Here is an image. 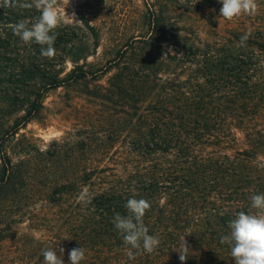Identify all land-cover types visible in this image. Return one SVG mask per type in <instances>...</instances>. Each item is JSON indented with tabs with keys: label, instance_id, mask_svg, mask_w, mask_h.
<instances>
[{
	"label": "trees",
	"instance_id": "16d2710c",
	"mask_svg": "<svg viewBox=\"0 0 264 264\" xmlns=\"http://www.w3.org/2000/svg\"><path fill=\"white\" fill-rule=\"evenodd\" d=\"M257 4L255 16L231 21L190 2L171 5L188 19H203L210 38L183 26L172 36L163 26L160 37L137 42L135 70L127 78L120 71L110 83L113 92L136 96L135 105L138 97L147 101L127 138L132 154L145 159L141 169L129 161L131 180H107L102 170L87 168L83 180L44 183L46 195L38 199L25 181L9 180L13 171L3 159L0 264H43L48 247L58 255L64 249V264L79 247L86 250L81 264H182L177 252L182 238L189 247L183 264H235L220 237L229 233L236 212L249 211L250 196L264 193V0ZM158 21L152 12L149 25L157 27ZM245 33H250L245 46H238ZM9 40L0 36V51ZM8 82L26 85L21 79ZM58 83L50 81V87ZM2 145L0 140L1 155ZM81 192L89 194L87 201ZM129 198L150 202L144 223L161 242L152 254L141 252L135 259L112 222L115 213L127 215ZM39 201L43 213H34ZM25 221L37 227L21 228Z\"/></svg>",
	"mask_w": 264,
	"mask_h": 264
},
{
	"label": "rangeland",
	"instance_id": "374dc122",
	"mask_svg": "<svg viewBox=\"0 0 264 264\" xmlns=\"http://www.w3.org/2000/svg\"><path fill=\"white\" fill-rule=\"evenodd\" d=\"M183 2L215 16L222 6L219 0H69L67 6V0H58L60 23L51 59L40 55L39 45L25 44L8 31L20 20L34 21L39 16L34 8L1 12L6 19L1 20L0 36L10 40L0 51V173L7 168L3 159L8 160L13 171L9 180L25 181L38 199L46 195L44 183L83 180L87 168L102 170L107 180H131L132 166L141 169L145 159L132 154L127 138L147 101L138 97L135 105L132 93L113 92L111 79L120 71L127 78L128 70H135L137 42L152 34L160 37L163 26L172 36L183 26L193 28L202 39L210 38L203 19H188L170 7ZM152 12L160 16L157 27L149 25ZM167 51L175 54L174 47ZM15 79L26 85L8 82ZM50 81L60 86L50 87ZM30 108L35 109L25 123ZM16 126L18 131L11 136ZM43 203L32 207L34 213H43ZM30 223L20 227L34 230L37 226Z\"/></svg>",
	"mask_w": 264,
	"mask_h": 264
},
{
	"label": "clouds",
	"instance_id": "9594fccd",
	"mask_svg": "<svg viewBox=\"0 0 264 264\" xmlns=\"http://www.w3.org/2000/svg\"><path fill=\"white\" fill-rule=\"evenodd\" d=\"M219 2L222 5L219 17L228 21L242 15L255 16L259 7L257 0H219ZM68 4L69 0L66 6ZM66 6L63 9L65 15H67ZM0 8L4 10L34 8L39 16L34 21H18L12 27L13 34L25 44L39 45L41 56L49 59L55 56L56 29L60 23L58 0H0ZM71 18H75V13ZM249 35L250 33L242 35L238 46H245ZM81 199L87 201L89 194L81 192ZM124 207L127 215L115 213L112 222L121 234L123 244L130 249L127 253L129 258L135 259V256L141 252L152 254L161 242L157 236L149 234V229L144 223V217L151 208L150 202L143 198H129ZM227 226L230 231L220 237V243L230 247V254L235 264H264V193L251 195L249 211L236 212ZM39 238V234H36V239ZM65 239L70 238L65 237ZM132 249L137 251L134 253ZM59 252L58 255L51 247L43 249V264H64V249L59 248ZM177 252L183 264L189 257V247L184 238ZM85 258L86 250L83 247L73 248L68 254L69 264H81Z\"/></svg>",
	"mask_w": 264,
	"mask_h": 264
}]
</instances>
